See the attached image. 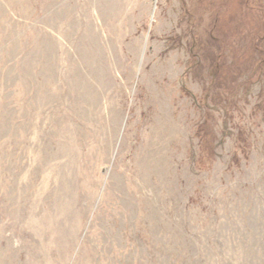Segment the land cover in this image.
Returning a JSON list of instances; mask_svg holds the SVG:
<instances>
[{
    "label": "rangeland",
    "instance_id": "rangeland-1",
    "mask_svg": "<svg viewBox=\"0 0 264 264\" xmlns=\"http://www.w3.org/2000/svg\"><path fill=\"white\" fill-rule=\"evenodd\" d=\"M0 264H264V0H0Z\"/></svg>",
    "mask_w": 264,
    "mask_h": 264
}]
</instances>
